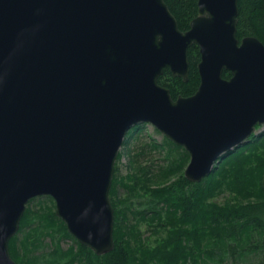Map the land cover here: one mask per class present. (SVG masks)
Listing matches in <instances>:
<instances>
[{"label":"water","instance_id":"1","mask_svg":"<svg viewBox=\"0 0 264 264\" xmlns=\"http://www.w3.org/2000/svg\"><path fill=\"white\" fill-rule=\"evenodd\" d=\"M196 6L183 32L163 0H0V264L43 196L79 244L112 251L114 166L138 124L189 154L191 183L264 125V44L237 39L238 0ZM192 45L198 88L173 100L158 78L187 82Z\"/></svg>","mask_w":264,"mask_h":264},{"label":"trees","instance_id":"2","mask_svg":"<svg viewBox=\"0 0 264 264\" xmlns=\"http://www.w3.org/2000/svg\"><path fill=\"white\" fill-rule=\"evenodd\" d=\"M163 1L175 17L179 29L183 32L188 30L189 22L197 15V0ZM246 36H253L264 44V0H238L236 37L241 40ZM199 59L198 47L192 45L188 50L187 82L173 77L167 69L158 78L159 85L169 90L173 100L196 92ZM222 75L226 79L230 77L227 71ZM137 130L135 128L131 136ZM165 141L172 149L181 152L169 165L161 167L159 183L151 188L146 177L143 181L134 180L135 187L141 188L147 199L146 209L136 215L143 221L148 218L151 224L166 229V236L160 243L153 247L145 245L136 226L129 224L127 212L132 207L129 200L136 195V188L126 184L128 177L126 180L117 176L115 166L109 191L114 210L112 251L102 256L95 255L68 233L53 210L33 212L29 205L38 199L33 198L27 203L17 234L8 242L11 258L18 263L21 248L24 264H40L31 255L33 251L46 247L43 243L46 236H50L52 245H55L45 262L50 264H58L63 258L65 264H200L205 257L213 260L216 256L212 251L215 237L225 244L226 254L231 257H238L241 252L264 251V132L251 136L247 142L224 154L212 173L199 183H191L183 175L189 154L182 147L167 139ZM119 159L118 155L116 161ZM172 177L174 179L171 180ZM118 185L129 190L131 196L119 199ZM224 192L232 195V202L223 205L214 203L213 200ZM23 231L26 237L18 245L17 235ZM57 235L60 236L57 238ZM61 237L73 241V246L64 252L57 244ZM203 243L206 254L200 258L198 253Z\"/></svg>","mask_w":264,"mask_h":264},{"label":"rangeland","instance_id":"3","mask_svg":"<svg viewBox=\"0 0 264 264\" xmlns=\"http://www.w3.org/2000/svg\"><path fill=\"white\" fill-rule=\"evenodd\" d=\"M135 128H138V130L133 136H131V133ZM262 132H264V125L260 126L258 129L256 127L254 135H258ZM165 139L166 137H164V135L151 124H138L127 132L118 152L120 159L115 162L117 176L126 180L128 177V182H126V184L128 183V185L131 186L130 188H136V195L129 200V202L132 203V207L127 212L129 224L136 226L145 245L150 247L160 243V241L166 236V229L151 224L148 222V218L143 221L138 215H136L146 209L147 199L143 196L142 189L135 187L134 180L140 179V181H143L144 177H146L149 179V187L151 188L159 183V180L161 179V167L163 168L169 165V163L176 159L181 152V150L177 151L172 149ZM172 179H174V177H172L171 180ZM117 193L121 200H125L127 197L131 196L129 190H125L119 185L117 187ZM231 196L232 195H229L227 192H224L223 194L218 195L213 202L218 205H223L225 203L229 204L232 202V199L230 198ZM46 197L47 196L38 197V199L33 200L29 205L30 209L33 212L40 211L39 213H45L49 209L55 211L54 200H50ZM59 236L60 235H57V238ZM25 237V231L20 232L17 235V244L19 245ZM43 243L46 244V247L33 251L31 256L36 257L40 264H50L45 262L49 259L51 255L50 252L55 245H52L53 242H51L50 236L44 237ZM57 244L64 252L69 249L70 246H73V241L69 238L61 237ZM213 244L212 251L215 252L216 256L213 260L205 257V260L203 261L202 259L200 264H264V251L262 250H257V253L252 251H249L248 253L241 252V254L238 255V257H240L238 258L226 254L225 244L218 241L216 237L213 240ZM204 247H206L205 243H203L201 251L198 253L200 258H202V256L204 257L206 254ZM19 252L20 254L17 258L18 263L15 260L14 261L16 264H24L21 248H19ZM58 264H65V259H61ZM73 264L78 263L74 262Z\"/></svg>","mask_w":264,"mask_h":264}]
</instances>
